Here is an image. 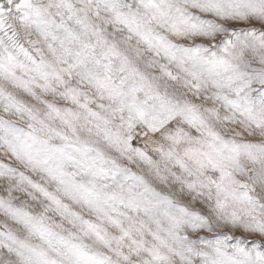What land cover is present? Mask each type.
Masks as SVG:
<instances>
[{
    "label": "snow or ice",
    "instance_id": "1",
    "mask_svg": "<svg viewBox=\"0 0 264 264\" xmlns=\"http://www.w3.org/2000/svg\"><path fill=\"white\" fill-rule=\"evenodd\" d=\"M0 264H264V0H0Z\"/></svg>",
    "mask_w": 264,
    "mask_h": 264
},
{
    "label": "rangeland",
    "instance_id": "2",
    "mask_svg": "<svg viewBox=\"0 0 264 264\" xmlns=\"http://www.w3.org/2000/svg\"><path fill=\"white\" fill-rule=\"evenodd\" d=\"M4 218L2 216H0V220H3Z\"/></svg>",
    "mask_w": 264,
    "mask_h": 264
}]
</instances>
